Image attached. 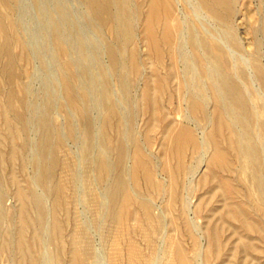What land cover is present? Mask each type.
Masks as SVG:
<instances>
[{
  "label": "bare ground",
  "instance_id": "6f19581e",
  "mask_svg": "<svg viewBox=\"0 0 264 264\" xmlns=\"http://www.w3.org/2000/svg\"><path fill=\"white\" fill-rule=\"evenodd\" d=\"M36 2L42 4L41 0ZM79 3L95 30L104 36V42L99 43L101 48L99 41L95 42L98 45L95 55L89 54L82 34L72 27V42L67 41L61 25L53 22L50 35L52 54L55 58L60 54L67 58L61 57L63 62L56 69L60 78L57 81L64 94L63 107L68 111L69 106L72 107L82 120V158L94 174L83 200L89 205L95 204L98 223L104 224L109 232L116 233V244H122V248L118 247V252H115L119 255L118 261H115L118 263L120 260L118 264H264V63L252 51L249 58H238L244 65L239 67L236 56L250 45L241 36L240 30L245 21L250 24L251 30L258 22V31L264 32V0H79ZM16 8L17 4L11 0H0V52L5 58L1 61L0 73L10 81L18 76L15 52L11 51L14 45L23 50L29 64L34 59L29 43L17 31L21 20L14 14ZM140 44L146 47L148 55L157 64H153L155 67L150 72L142 65ZM25 84L21 83V90L18 89L22 94L17 93L20 101H24L23 97L30 91ZM170 84H176L178 105H173V92H169L168 102L166 98L168 104L162 101ZM140 85L141 90L137 91ZM135 88L137 92L133 94ZM7 89L5 101L12 109L17 90L15 92L10 86ZM60 98L57 104H62ZM52 108V98L47 97L46 109L37 118V150L34 146L36 153L31 159L35 169L32 182L36 186L37 183L43 185L42 189L51 193V203L48 205V200L45 201L36 190L31 189L28 193L19 185L14 187L13 193L21 207L20 218H16L22 221L19 224L26 223L25 213L29 211L25 201L28 198L34 207L31 206L32 211L35 210L34 222L28 219L38 229L50 227L53 233L61 230L56 214L58 209L65 207V189L68 188L60 182L61 178L60 181L55 179L57 151L65 146L66 137L76 140L77 130L80 129L76 130L77 126L67 120V133L59 131L52 123ZM7 116L10 118L5 115L4 125L11 129L10 121L13 119L9 121ZM68 116L73 119L70 112ZM139 116L145 118V129L137 138ZM25 117L17 113L22 133L29 131ZM155 128L161 133L159 152L162 161L150 150ZM112 130L115 131L114 140ZM16 148L10 146L12 158L20 151ZM12 176L16 177L14 173ZM12 176L10 179L16 183L17 177ZM99 186L103 188L102 192ZM142 186L144 192H138L137 187ZM75 189L71 193L73 196ZM96 189L100 193L96 194ZM197 190H203L208 197L204 198V193H201L194 202ZM153 195L161 199V204L154 200ZM7 196L0 189V222L4 215V202L9 198ZM201 217L204 218L202 224L199 222ZM26 227L29 228L27 223ZM0 233L3 234L1 230ZM59 235L57 238L61 241ZM37 237L36 240L39 239ZM88 239L85 237V240ZM4 240L0 241V260L1 253L5 252L6 264H15L13 241ZM17 240L19 246L17 244L16 247L21 248V238ZM89 244L82 250L77 245L73 247L70 252L72 257L68 255L72 259L70 264L92 262L86 258V255L92 254L93 247ZM111 244L114 246L115 242ZM18 247L23 254L21 261L27 258L28 264L39 262L26 257V250ZM46 257L47 264L60 262L55 255L54 258Z\"/></svg>",
  "mask_w": 264,
  "mask_h": 264
},
{
  "label": "rangeland",
  "instance_id": "374dc122",
  "mask_svg": "<svg viewBox=\"0 0 264 264\" xmlns=\"http://www.w3.org/2000/svg\"><path fill=\"white\" fill-rule=\"evenodd\" d=\"M11 1L13 2V4H17V8L14 11V14L21 20L20 24H19L20 26H18L20 28H17L18 29L17 31H19L18 33H22L21 35L20 34L19 35L20 36L23 35L22 38L24 37L23 39L26 40L27 44L29 43L30 50L32 49L31 52L34 53L33 54L34 55V59H33V62H31L32 64L31 63L29 64L26 61L27 60L26 59L27 56L23 52V50L19 46L14 45L15 43H12L14 46L11 44V47L13 46L11 48L12 49L11 51H12V53L13 52L16 53V54L13 53V55L15 56V59H16L15 63L17 65V67H18V76H17L16 79L11 80L12 83L9 85V82H11L10 79H7L6 76H4L2 73H0V94H1L0 95V99H1V101H0V140L2 142V143L0 142V152L2 150V152L0 153V156H1V158H0V177H1L0 178V189H3V191L6 192V194H8L7 197H9L8 199H6L7 202L6 201L4 202V208H3L4 209L3 210L4 211V215H3V218H2V220L0 222L1 223L0 224L1 232L3 233V231H5V230L7 232L5 231L6 233H3V234L0 233L1 234L0 235V241H1L2 237H3V240L5 238L7 241L8 240H12L13 241V247H14V250H15V256H16L17 264H28L27 261H29L27 258H24V260L21 261V259H23V257H22L23 254H22L21 250L17 249V247L19 246V243H17V241L19 242V240H17L18 238L19 239L21 238V241H22L21 248L23 247L22 248L23 251L24 250L27 251V252L26 251L24 252L26 257H32L34 260L37 259L35 261L36 262L39 261L38 263H40V264H47L48 263V257H46V256H49V257L52 256L54 258V255H55V259L56 258L59 259V260L57 259V261H60V262H58L59 264H64V263L68 264V262L70 264V262L72 260L70 258L72 257V255H71L72 252L71 251H72L73 247L75 245H77L82 250V248L85 245H87V243H90L89 245L92 244L93 248H91V253L92 254L91 255H86V258L88 259L87 261L91 260L92 262L89 261V262L86 263V261H85V264H91V263L92 264H100V263L101 264H109L111 261H113L114 263L115 262L117 263L119 255L118 254L116 255V253L118 252V249H119L118 247L122 248L121 247L122 244L121 245H117L116 244L117 243L116 241H118V239H117L118 237H117L116 233L109 232L106 229V227H104L105 226L104 224L100 225L98 223V221L96 220V217H95V213H96L95 212L96 211L95 210L96 209L95 204L93 203V205H92V203H91L89 205L86 201L83 200L85 191L86 190L88 191L87 185H89V183L93 180V176L91 177L93 172L84 163V160L82 158V153H81L82 152L81 151V140H82V131H83L82 120L77 114H75V112L72 109V107L70 108V106H69V111L67 109L66 110L68 112H70L71 115H72L71 119L72 118L73 119L70 120V117H69L70 115L68 116V112H66V110H64L65 108L63 107L64 94H63V91L60 89V85H59V83L57 81V78L58 79H60V78L57 76L58 74L56 75V69L58 68V65L63 62L61 57L64 58V59H67V58L65 56L61 55V54L60 55H56V58H55V56H53V54H52L53 43L51 42L52 39H51V36H50L51 35V25L53 24V22H55L58 26L61 25L60 27L65 32L64 35H65L66 40L70 41V42H72V36H73V33L70 32L71 28L72 27L75 28V30L78 33L82 34L85 37V39L87 41V47H88L89 54H91V53L94 54L95 53V48H97L98 45H99V47L102 46L99 43H103L104 42V40H105L104 36L100 32H98L97 30H95V28H94L93 24L91 23L90 19L88 18V16L85 15L84 9L81 6V4L79 3V0H41V3L43 5L42 4L38 5L36 0H11ZM255 4L257 5V2ZM59 8H61V10H59ZM253 9H254V6H253ZM254 10H256V9H254ZM247 23L248 22L245 21V23L243 24V28L244 29L241 28L240 31H241V36L243 37V41L247 42V43L250 42V45H249V48H246L244 50L239 51V54H238L239 56L236 55L239 67H244V65L241 63V61L238 58H242V57L249 58L252 51L256 52L257 55L261 58L262 62L264 63V32L263 31H258V27H259V23L258 22H255L254 30H251L250 24H247ZM17 31L14 30V33L15 32L17 33ZM101 37H103V38H101ZM95 42L96 43L98 42V45ZM0 43H1V39H0ZM92 43H94V45ZM139 48L142 51L141 53H142V56H143L142 65H143V67L146 66L147 68L146 67L145 68L147 69V71L150 72L151 69H153L157 64H156L155 60L148 55V51H147L146 47H144L142 44H140ZM19 49H21V51ZM19 54H20V56H19ZM144 55H145V57H144ZM18 57H20V58H18ZM103 59L105 60V58H103ZM145 59H147V60H145ZM4 60H5V58H3L2 52H0V65H1V61H4ZM25 61L27 62L26 64H25ZM145 61L147 63L148 62L149 63L147 64ZM239 62L242 65H240ZM19 63H21V66H20ZM153 64L155 66H153ZM22 66H23V68H22ZM19 67H20V69H19ZM90 67L93 68V65H91ZM0 72H1V70H0ZM2 76H3V78H2ZM15 80H16V82H15ZM14 82L16 83V85H15ZM24 82L26 83L25 85H28L30 91L23 97L24 101H20L17 98H20V96L22 95L21 91H19V90H21V83L24 84ZM11 85H13L12 88H13V90L15 92L17 90L16 94L17 93L20 94L19 97H18V94L16 95V97L14 99V101H16V102L13 101V106L11 107L12 109H10L7 106V104H6L7 102L5 101V93L8 90L7 86H10V89H12ZM171 85H173V84H170L169 91H167V93H166L167 95L164 94L162 101H164L165 104H168L167 102H168V100L170 98V96H168L169 92H173L172 93V95H173L172 102L174 103L173 105H178V103L176 101H178L177 97H179V96H177V94H176L177 93V88L175 87L176 84L173 85L172 87H171ZM16 86H18V87L16 88ZM141 86L142 85H140L139 88L137 87L138 89L137 88L133 89L132 93L136 94L137 91H140L141 90L140 89ZM3 89H4V91H3ZM136 89H137V91H134ZM59 90H61V91H59ZM58 94L59 95L61 94V96H59ZM47 97L52 98V101H53V108L52 109H54V110H51V116H52V121H53L52 123L54 125H56V127L59 129V131H62L64 134L67 133V126H66L67 122L65 123V121H67V120H69V122H72L73 124H75V127L77 126L76 130L80 129L79 131L77 130V134L78 135H77L76 140L73 141L72 138L66 137L67 141H65L66 144L64 143L65 146H63L62 150L59 149L57 151L58 163H57L56 168H55V174H56V178L55 179H57L58 181L61 180L60 182H63V184H65L64 186L68 187V188L65 189V194L67 193L66 194V198H65L67 202L65 201V203H64L65 207L62 206L61 209H58L57 210L58 213L56 214V217H57L58 221L61 224V230L59 232H53V233H52L53 229H51L50 227L49 228L45 227L43 229H38L37 227H35V225L33 223L34 222V218H35V210L33 209V211H32V207L33 206L30 203V200L28 198H27V201H25V202H27L26 208H27V211H29V212H27L28 214L25 213V216H26V223H27V226L29 228L26 227V223H24V224L22 223L23 225H20L21 224L20 222H22V221H20V219H16V218H18V216H19V212L21 211L19 209H21V207H20V203H19L18 199H16L17 197L13 193L14 187L16 188L19 185V186H22L23 189L25 188V190L28 193L31 191V189L36 190L38 193H40V195H43V198L45 199V201L48 200L47 201L48 205H50V203H51V200H50L51 197H52L51 193L48 190H46L45 188L42 189L43 185L38 184L37 182H36L37 186L33 184L32 181L34 180V171H35V169H34L33 165L31 164V159H32V157L35 156V153H36L35 150H37V147H36V143H37V135H36L37 134V118H38L39 113L43 112L46 109V99H47ZM59 98H60V103H62V104H57V103H59L58 102ZM166 98H168L167 102H166ZM176 98H177V100H175ZM3 101H5V102H3ZM29 101H30V103H29ZM27 102L30 104V106H29V104ZM54 103H55L56 106H54ZM1 105H4V106H2L3 108L1 107ZM27 106H29V109L27 108ZM138 106H140V101L139 100H138ZM21 107L24 110L21 109ZM56 107H58L61 111L58 108H56ZM14 108H17L18 111L16 109H14ZM4 110L7 111V113L4 112ZM9 110H10V112H9ZM19 112L21 114H23L24 117L27 115L25 117V120L29 123L28 129H29L30 132L28 130H26L27 132L22 133V124L20 123L21 121L17 118V113H19ZM65 112H66V114H65ZM4 113L9 115V117L13 119V120L10 121V118L8 119V116H7V119L11 122V129L10 128L7 129V127H5V125H4L3 119H4L5 115H6ZM176 116L178 117L179 115L176 114ZM77 119H78L79 123L76 122ZM144 119L145 118H143L141 116H139L138 119H137L138 120L137 121V125H136V129L138 131L137 134H136L137 138H140V136L143 134V131L145 129V124H143V122H145ZM31 121H33V122H31ZM13 122L15 124H13ZM16 124H17L16 128H18V129H16V128L14 129V127H15L14 125H16ZM63 126L65 127V129H64ZM4 128H6V129L4 130ZM61 128H63L64 130H62ZM155 129L152 131L153 133L151 132L152 136L154 138V142H153V145L150 148V150L152 151V153L154 154V156H156V158L158 160L162 161V159L160 157L161 156V153H160L161 152L160 151L161 150V144H160L161 143V138H160L161 137V133L159 132L158 128L156 130ZM15 130H18V131H15ZM7 131H9L8 135H7ZM19 131H20V133H18ZM154 131H155V133H154ZM9 133H10V136H9ZM17 133H18V135H17ZM114 133H115V131L112 130L111 131V135H112V139L113 140L115 138V134ZM1 134H2V136H1ZM24 134H26V135H24ZM34 135H36V136L34 137ZM33 141H35V142H33ZM24 143H27V144H25L26 145L25 147L23 146ZM67 143H68V145H67ZM28 144H29L30 147L27 146ZM11 145L13 147L15 146V148L17 147L20 150L19 151L20 153L18 152V154L16 156L17 158L15 157L17 160H15V158L11 157V152H10V150H11L10 146ZM19 145H20V147H19ZM34 146H35V150H34ZM78 148H79V150H78ZM65 149H67L69 152H67V150H65ZM24 150H27L28 152L27 151L24 152ZM63 150H65V152H63ZM69 153H71L72 156ZM29 155L31 157L30 159H29ZM19 156H20V158H19ZM66 158H67V160H66ZM10 159H11V161H10ZM26 162L27 163L29 162L28 165H27ZM75 167H77V169H75ZM204 168L206 169V167H204ZM205 169H203V170L205 171ZM59 170H63V172L59 173ZM64 170L66 171V173H64ZM11 171H13V172H11ZM74 171H75V173L76 172H80L81 174L78 173L80 176L77 175V173L75 174ZM89 171H90V173H89ZM70 172L73 173V175H71V176L68 175V174H71ZM9 173H12V174H9ZM13 173L17 177V180H16L18 182V183L16 182L17 184L14 183L13 180H11L12 179L11 176L13 175ZM62 174L63 175L67 174V175L63 176ZM61 175H62V177H64L63 178L64 181H62L63 179H62ZM82 175H84L85 177L88 176V178L90 180H88L87 177L83 178L84 176H82ZM219 175L221 176V173L218 174V177H220ZM68 176L70 178H74L75 179V181L70 179V181H72V183L74 182L73 184L69 181V177ZM12 177H15V176H12ZM16 177H15V179H16ZM59 178H61V179L59 180ZM65 178H67L68 184H67V180ZM197 180H198V178H197ZM197 180H195L196 185L198 183V182H196ZM11 182H12L13 185L11 184ZM77 183H79V187H78ZM233 183L236 184L235 182H233ZM72 185H75V186H73L74 188L72 187ZM75 187L77 189L78 188H80V189L76 190ZM83 187H85L86 189L83 188ZM99 188H100V186H99ZM137 188H138L137 190H139L138 192H141L144 189V187L143 188L137 187ZM73 189L76 190V191L74 190L76 192V193H73L74 196L71 195ZM43 190H44V192H43ZM101 190H103V188H100L99 191H101ZM144 190L142 192H144ZM99 191H98V189H96L95 193L98 194V193H100ZM201 193H204L203 190H197L196 191L195 197L193 198L194 202H196L198 200V197L201 195ZM44 194H45V197H44ZM75 195H76V199L77 200L79 199L78 201L75 199ZM80 196H81V198H80ZM152 197L154 198V200L157 201V203L161 204V199L159 197H156L155 195H153ZM203 197L207 198L208 194L204 193ZM72 200H73V202H71ZM74 202L75 203L78 202L76 204L77 207H74V204H75ZM216 204H221V203H216ZM67 207H69V209H67ZM75 208H76V210H74ZM59 210H61V211H59ZM25 211H26V209H25ZM67 214H68V216H66ZM14 215H16V216H14ZM27 215L29 217H27ZM30 215H32V216H30ZM19 218H20V216H19ZM28 218H31V220H33V222L31 223V220L28 219ZM13 219H14V221H13ZM64 219L66 221V225L68 224V226L65 225ZM77 219H78V221H77ZM6 220L8 221V223H6L7 222ZM61 220H62V222H61ZM72 220H74V221L76 220L75 221L76 224ZM12 221H13V223H11ZM203 221H204V218H202V217L199 218L200 224L204 223ZM74 224L75 225L78 224L79 226L78 225L75 226ZM19 225L23 229H25L27 231H24L23 229H21V231H20L21 227ZM63 225H64V227H62ZM32 226H34V227H32ZM17 227L18 228L20 227L19 231H17V229H18ZM3 228H5V230H3ZM32 228H33V230H32ZM62 228H63V230H62ZM34 229H36V230H34ZM74 229H76V230L73 231ZM12 230H13V232H12ZM16 231H17V233H16ZM64 231H65V233H64ZM74 232L76 233V235L74 234ZM44 233H46V234H44ZM56 233H58V234H56ZM59 233H60V235H59ZM61 233H63V234H61ZM69 233H73V234H69ZM82 233H84L85 235L82 234ZM35 234H37V235H35ZM90 234H91V236H90ZM114 234H115V237H114ZM58 235H59V237L60 236L63 237V238L60 237V239H62L61 241H59V238H57ZM80 235H84V236H80ZM110 235H112V236H110ZM17 236H19V237H17ZM20 236H22V237L24 236L23 239H25V241H23L22 237H20ZM50 236H52V237H50ZM70 236H72V237H70ZM35 237H37V239L39 238L38 239L39 241L36 240ZM81 237H83V238H81ZM85 237H86V239H88L87 237H89L90 240L89 239H88L89 241L85 240ZM50 238H51V240H50ZM74 238H78V239H74ZM54 239H56V241ZM3 240L1 242H3ZM33 240H36V241H33ZM63 240H64V242H63ZM111 240L115 242V245H114V242H112ZM26 241H27V244H26ZM37 241H38V243H37ZM50 241L52 243H53V241L56 242V243H54L52 245V243H50ZM65 241H66V243H65ZM59 242L63 243V244H60ZM41 243L42 244L44 243V244L42 245ZM111 243H113L114 246H112ZM17 244H18V246L16 247ZM28 244H29V246H28ZM24 246H27V247L24 248ZM115 246L117 247V250L115 249L116 248ZM112 247H114V249ZM18 248H20V247H18ZM42 249H43V251H42ZM16 250L19 251L21 254H19V252H18V254H16L17 253ZM31 251H33V254H32ZM109 251L111 253H109ZM50 252L52 253V255L50 254ZM55 253H57V254L60 253L62 255L59 254V255L56 256ZM108 254L110 256L111 255H113V256L108 259V257H110ZM42 255H43V257H42ZM68 255L70 256V258H68L69 257ZM94 256H95V260H93ZM5 257H6L5 252L1 253L0 264H6V258ZM20 257H22V258H20ZM40 257H41V259H39ZM63 257H64V259L66 261L64 259L62 260ZM114 257H117V259H114ZM42 258H44V260ZM69 259H70V261H69ZM111 259H113V260H111ZM115 260H117V261H115ZM62 261H63V263H61ZM16 262H15V264H16ZM113 262H111V263H113ZM118 263H120V260H119Z\"/></svg>",
  "mask_w": 264,
  "mask_h": 264
}]
</instances>
